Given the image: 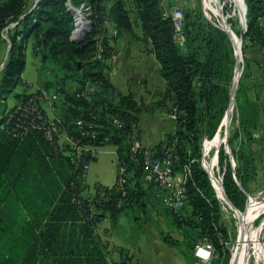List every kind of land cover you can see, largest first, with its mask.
I'll use <instances>...</instances> for the list:
<instances>
[{
  "label": "trees",
  "instance_id": "obj_1",
  "mask_svg": "<svg viewBox=\"0 0 264 264\" xmlns=\"http://www.w3.org/2000/svg\"><path fill=\"white\" fill-rule=\"evenodd\" d=\"M226 2L221 0L222 4ZM70 4L76 10L88 8L91 14L90 30L80 42L71 39L76 24ZM244 5L247 27L235 30L236 35L242 40L244 53L255 47L264 52V0H244ZM189 8L185 11V39L180 43L161 0H113L111 4L108 0H41L39 4L37 0H0V46L5 41V31L10 41L8 58L0 70V264H137L122 249L118 250L121 259L114 260L109 247L101 244L98 229L107 219L117 220L128 210L143 207L149 189L180 227L193 228V244L189 245V249L193 246V253L198 242L208 240L215 248L212 264H230L231 255L224 245L228 232L221 223L219 202L210 178L199 160L202 143L216 136L230 105L234 47L222 29L194 21L198 11ZM225 10L229 11L228 4ZM227 21L233 29L232 17ZM110 28L118 36L127 32L139 42L150 44L167 84L158 107L167 113L172 107L178 110L175 132L152 152L156 159H173L177 174H183L186 166L191 171L185 186L186 206L180 213L165 207L159 187L147 184V148L132 150L146 107L132 95H123L110 82L107 62L116 55L108 37ZM31 39L35 53L42 58L44 89L58 92L66 102L61 114L68 122L82 120L93 125L90 132L96 136L85 139L90 145L116 148L119 171L113 188L96 189L88 196V186L81 182L82 165L56 154L42 130H30L21 136L14 121L18 118L25 124L34 116H22L19 112L7 125L10 113L41 94L40 89L35 93L15 91L17 86L29 87L24 73ZM258 64L264 74V65ZM52 66L65 72L58 84L69 81L76 87L52 88L56 86L48 81L54 72L50 70ZM87 85L94 90L86 92ZM242 93L247 95L241 79L236 102L246 130V114L250 110L241 105ZM9 98L18 103L13 109H8ZM111 115L119 119L121 127L108 119ZM252 118L253 125L257 118ZM72 126V134L81 138V132L74 131L77 127ZM238 139V134L228 139L232 152L228 145L221 147L219 165L227 198L244 212L249 185L256 177V154L243 149L242 144L237 148L234 142ZM188 262L196 264L191 257Z\"/></svg>",
  "mask_w": 264,
  "mask_h": 264
},
{
  "label": "rangeland",
  "instance_id": "obj_2",
  "mask_svg": "<svg viewBox=\"0 0 264 264\" xmlns=\"http://www.w3.org/2000/svg\"><path fill=\"white\" fill-rule=\"evenodd\" d=\"M112 1L113 0H108V3L111 4ZM161 1L164 7V12L166 17H168L170 11L176 8L180 2V0H161ZM189 1H190L189 9L192 10L196 9L198 11V13H196V15L193 17V20L198 22L202 26H206V24L207 25L211 24L223 30V21L221 18V14H222L228 26L232 30L233 34L236 35L235 30L241 31L247 27L248 16H247V8L244 5V0H227L225 4H222L221 0L220 3L217 2V0H189ZM241 2L243 3V6H241ZM227 4L229 5V11L226 12L225 5ZM128 6L130 7L131 4L129 3ZM82 13L85 16L86 20H89L90 16L88 12L82 10ZM231 17L234 20L235 29L234 28L232 29L231 24H229L227 21ZM109 35L111 39V44L113 45V47H115L116 41H114L115 37L112 29H109L108 37ZM116 36L117 38L119 37L118 35ZM236 37L240 40L242 49L239 47L238 42L234 38L238 50L236 53V49L233 45L235 68L233 73L234 75L233 80L229 89L230 92H232L236 67L238 65V59L236 55H238L240 59L239 75H241L242 77L240 78V80L241 79L243 80V86L245 87V90H247V95L244 93L240 95L241 105L243 107L248 106L247 109L250 110L249 114H246L248 127L246 130L243 128L242 112L240 108L237 107V102L235 101L234 110H232L233 112H231L232 114L230 119L228 120V124L225 125L223 128L229 127V131L227 134L228 138L226 143L230 151H231V147L229 146L228 139L230 137L233 138L235 134H238L239 139L234 142L235 146L238 148L242 144L243 149H248V151L252 150L253 153L256 154L255 155L256 164L257 166H259V176L261 181L264 179V74H262V72L259 70L258 63L264 65V52L261 50V48L255 47L254 49H248L246 53H244L242 40L237 35ZM3 39L5 41L0 46V70L3 64L6 62L10 50V41L8 40L7 31H5V33L3 34ZM184 39L185 36L183 34V37L181 40H179V42L182 43L181 41H184ZM26 56H27L26 69L24 73V80L29 84V87L22 88L20 86H17L15 91L18 92L20 90V91H26L28 93H35L37 90L39 89L42 90L45 88L46 79L43 74L44 69H43L42 58L41 56L37 55V53H35L34 51V39H31L28 44ZM107 63L109 65V61ZM54 69H55L54 66L50 67V70L53 71ZM251 72L253 73L251 74ZM248 75H251V77L246 78V76ZM64 77H65V72L56 69L52 74L48 76V81L56 85L52 87L54 89L62 86H64L68 90L74 89L76 87L75 84H71L69 81L65 82L64 84H58V82H60V80H63ZM238 89H239V84L237 90ZM161 98L162 97H160L159 100H161ZM7 105H8V109H13L18 105V103L15 101L14 98H9L7 101ZM252 117L257 118L256 123L253 122V125L250 124L251 120H253ZM224 131L225 130L222 131L221 137H224ZM202 146L204 148V143H202ZM107 149L110 153H113L112 151H114L113 147H108ZM205 150H206L205 153L204 151L202 153H204L205 165L208 167L211 164L213 155L216 151V144L214 139L213 141L209 142L208 147ZM234 163L237 164L236 161H234ZM118 171H119V165L117 163V159L114 156V154H102L98 163L97 164L94 163L91 165L87 177V182L91 190H89L88 188L86 194L93 195L95 192L92 190H95L97 184H101L104 186H111V187L115 185L117 182ZM146 192H147L146 196L143 199V201L145 202L143 207L132 208L131 210H128V212L123 213L120 216L118 225L115 227L116 228L115 232L120 234L125 240H127V242H129V245L132 244V246H134L141 239V235L142 238H144L143 233L147 232L146 229H149L150 233H154V232L159 233L160 237H162V242L167 240L168 242H171V244H174V245H170L167 243L171 247H169L166 244L167 247L170 249L168 250L169 252L174 250L182 255L183 260L184 258H186V260L188 261V259L191 257L196 264H199L198 261H196L197 259L194 257V253L191 251V249H193V246L191 249H189L190 248L189 245L193 244L192 242H190V238H192V235L193 236L195 235L193 228L180 227L176 223L175 219L171 217V215H169L167 211H165L160 201H158L153 196L154 194L151 192V190L150 189L148 191L146 190ZM258 194H260V196L256 201L257 204L251 205L250 200H248L247 209L244 212L240 213L242 218L243 217L249 218L251 216L253 217L255 216L252 226L250 225L249 227L250 233L253 236V241H246L244 243L246 244V248L248 252V254L246 253V256L248 257L247 258L248 264H253L254 253H256L254 249L259 250L257 239L260 229L262 228L260 232L261 233L260 237L264 232V227H262V225L264 224V182L260 184V187L258 188L257 192L253 193V195H258ZM216 198L219 202L221 223L228 232L226 247L231 255L230 256L231 257L230 261H231L233 259H236L237 257L239 244H243V241L242 242L240 241V229L241 227L244 229V226L240 221L239 214H237L229 206L226 200H224L222 197L217 195ZM189 212L190 210H188L186 214L188 215ZM257 214L259 215L261 214V215L260 216L258 215L259 217L257 216L258 217L257 218L256 217ZM102 224H101L102 226L100 225L99 227L100 231H103L104 229V225H105L104 222ZM249 239L251 238H248V240ZM103 240L100 239L101 244L105 245L106 242H104L105 240L104 241ZM175 243L177 244L175 245ZM261 243L263 244V242ZM131 258L133 259L134 263H137L135 256ZM120 259L121 257L119 258V260ZM236 263L237 262L235 260L234 264ZM242 263L240 262V264Z\"/></svg>",
  "mask_w": 264,
  "mask_h": 264
},
{
  "label": "built area",
  "instance_id": "obj_3",
  "mask_svg": "<svg viewBox=\"0 0 264 264\" xmlns=\"http://www.w3.org/2000/svg\"><path fill=\"white\" fill-rule=\"evenodd\" d=\"M189 6V0H180L178 6L171 10L168 15V17H171L174 23L175 36L177 40H181L183 37L185 11L188 9ZM82 10L87 11L90 16L91 14L89 12V9L83 7L81 9H78V11L80 12L79 15H81L85 19V23L87 25H90V21L86 20L85 16L82 13ZM75 24L76 28L72 36H76L79 32L77 17L75 19ZM110 29H112L114 37H117L116 30L114 28ZM93 90L94 87L92 85H87L86 92H92ZM65 103L66 102L63 101L62 96L58 92L42 89L40 95L34 96L29 100L27 104L21 105L19 108L17 107L13 113H10L8 115L6 123L7 125L12 124L13 119H15L16 115L19 112L22 116H25V113L34 116L32 117L29 123L24 122L25 124L22 123L21 119L18 120L17 118L16 121H14L13 123L16 127V131L20 130V135L24 136L30 130H42L44 132L45 138L55 147L56 154H61L66 157H69L72 163H75L76 165H82L81 182L86 185L90 167L93 161L95 162L100 158L103 152V148L92 146L85 141V139L89 137L96 136L94 132H90V130L93 128V125H91L90 123L83 122L82 120L68 122L67 119L61 114V107L65 106ZM69 105L70 104L68 103L67 107H69ZM177 113V108L172 107L169 115L173 120H176ZM107 117L108 119L113 121L114 125H116L117 127H121L122 123L116 116L111 115ZM223 121L219 131L213 138L216 144V151L213 155L211 164L208 167L205 165L204 153L206 151L205 149H207L208 147L209 142L213 141V139L204 141V153H202V158L199 160V162L201 163V166L207 171L215 194L226 200L224 197L225 190L219 165V156L221 147L223 145H227L226 141L228 138L227 134L229 131V127L223 128ZM72 125L77 127L74 129V131L81 132V138H77L72 134ZM223 130H225L224 137H221V133ZM141 147L142 146L140 145L139 141L135 140L133 143L132 150L137 151V149ZM145 156V180L148 183L155 184L157 187H159V189L161 190L160 196L162 197L163 204L166 208H168L174 213H180L186 206L185 186L187 182V175H190L191 173L189 167L186 166L184 168L183 174H177L174 170L173 159H156L154 152H152V149H147V151L145 152ZM85 158H90V161H86ZM122 172L123 170L121 171V173ZM121 183H124V181H122ZM102 188V186H97L95 190ZM103 195L104 193L101 194V196ZM259 196L260 194L248 196V200H250L251 205L257 204L256 201L258 200ZM262 227H264V224L262 225ZM260 232L257 239L259 250H256L253 247V249L256 251L253 257V264H264V232L262 233L261 237ZM261 242H263V244ZM224 245L227 250V242H224ZM194 257L197 259L199 264H212V261L216 257L215 248L213 244L208 240H202L198 242L194 247ZM230 264H234V259L230 261Z\"/></svg>",
  "mask_w": 264,
  "mask_h": 264
},
{
  "label": "crops",
  "instance_id": "obj_4",
  "mask_svg": "<svg viewBox=\"0 0 264 264\" xmlns=\"http://www.w3.org/2000/svg\"><path fill=\"white\" fill-rule=\"evenodd\" d=\"M115 47L116 55L109 60L110 82L123 95H132L134 99L145 105L146 108L142 113L137 130V140L142 147L153 149L166 136L175 132V120L170 117L166 110L158 107L159 98L167 89L166 81L161 76V66L150 51V44L139 42L127 32H123L116 39ZM108 147L102 150V154H114L116 157V148L113 147L114 151L110 153L107 149ZM254 157L256 158V156ZM99 159L92 164H97ZM232 161H235L233 155ZM232 163L236 167L237 164ZM255 166L257 167L256 177L249 185V196L256 193L260 184L264 182V179L260 181L259 166L257 164ZM86 184L91 190L88 182ZM147 184L149 185L148 182ZM115 185L111 187L97 184L96 188L97 186L113 188ZM119 220V217L117 220H105L103 231H100V229L98 231L99 238L104 239L105 241H103L106 242L105 244L112 251L114 260H119L121 255L118 250L122 249L128 257L135 256L137 264H189L186 258L183 260L180 253L173 249H171L173 251L169 252L168 244L165 241V243L162 242L160 234L156 232L150 233L149 229H146L147 232L143 233L144 238L141 235V239L136 244L134 243V246L132 244L129 245L127 240L115 232V227L118 225ZM246 253L248 254L247 251ZM247 258L245 256L242 260L244 262L241 263L246 264Z\"/></svg>",
  "mask_w": 264,
  "mask_h": 264
},
{
  "label": "bare ground",
  "instance_id": "obj_5",
  "mask_svg": "<svg viewBox=\"0 0 264 264\" xmlns=\"http://www.w3.org/2000/svg\"><path fill=\"white\" fill-rule=\"evenodd\" d=\"M217 2H218V0H217ZM77 20H78V27H79V32L77 33V35H79V33L87 26V24L85 23V19L79 14L77 15ZM233 39H234V36H233ZM234 44H235V49H236V53H237L238 47H237V44H236L235 40H234ZM236 56H237V59H238V65H237V69H236V73H235V79H234L233 87L236 88V91H237L241 75H239L240 59H239L238 55H236ZM236 81H238V84L235 86ZM234 105H235V100L232 101L231 106H230V108L228 109V111H227V113L225 115V118H224V121H223V127L228 124V120L230 119L231 114H232L231 112H233L232 110H234ZM253 205H256V204H253ZM235 212L237 214H239L240 221H241V223L244 226V229L242 227L240 229V241L241 242L243 241V244H239L237 257H236V259H234V261L236 260V262H237L236 264H240V262H242V260L246 256V251H247L246 244H244V243L246 241H253V236L250 233L249 227H250V225L252 226V223H253V220L255 219V216L254 217L251 216L249 218H247V217H243L242 218L241 214L239 212H237V211H235ZM258 215L259 214H257L256 217ZM248 238H251V239L248 240Z\"/></svg>",
  "mask_w": 264,
  "mask_h": 264
},
{
  "label": "water",
  "instance_id": "obj_6",
  "mask_svg": "<svg viewBox=\"0 0 264 264\" xmlns=\"http://www.w3.org/2000/svg\"><path fill=\"white\" fill-rule=\"evenodd\" d=\"M40 1H41V0H37V4H39ZM218 2L220 3V0H218ZM70 8L74 11L75 19H76L77 15H78L80 12H79L78 10L74 9V7H73L71 4H70ZM221 18H222V21H223V31H225V32L229 35V37L231 38V40H232V42H233V45H234V47H235L234 39H233L234 34H233L232 30L230 29V27L228 26V24H227V22L225 21V19H224V17H223L222 14H221ZM89 30H90V25L88 24V25H87V26H86V27H85V28L79 33V35H77V36H72L71 39H72L74 42H80V41L84 38V36L89 32ZM3 66H4V64H3ZM3 66H2V67H3ZM236 69H237V67H236ZM235 73H236V72H235ZM234 79H235V78H234ZM237 84H238V81H236L235 86H236ZM236 93H237L236 88L233 87V90H232V92H231V101H230L229 108H230V106H231L232 101H233V100L236 101ZM224 197H225L227 203L230 205V207H231L234 211L240 212V211H239L236 207H234V205L230 202V200L227 198L225 192H224Z\"/></svg>",
  "mask_w": 264,
  "mask_h": 264
},
{
  "label": "clouds",
  "instance_id": "obj_7",
  "mask_svg": "<svg viewBox=\"0 0 264 264\" xmlns=\"http://www.w3.org/2000/svg\"><path fill=\"white\" fill-rule=\"evenodd\" d=\"M78 10V9H77Z\"/></svg>",
  "mask_w": 264,
  "mask_h": 264
}]
</instances>
